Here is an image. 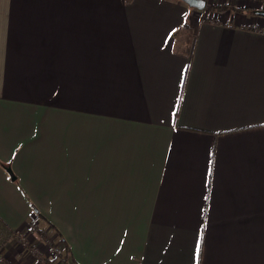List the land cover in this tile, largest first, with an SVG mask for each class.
<instances>
[{
    "label": "crops",
    "instance_id": "0c3cea01",
    "mask_svg": "<svg viewBox=\"0 0 264 264\" xmlns=\"http://www.w3.org/2000/svg\"><path fill=\"white\" fill-rule=\"evenodd\" d=\"M244 5L0 0V264H48L47 240L75 264H264V16Z\"/></svg>",
    "mask_w": 264,
    "mask_h": 264
},
{
    "label": "trees",
    "instance_id": "16d2710c",
    "mask_svg": "<svg viewBox=\"0 0 264 264\" xmlns=\"http://www.w3.org/2000/svg\"><path fill=\"white\" fill-rule=\"evenodd\" d=\"M205 9L212 11V12H218V13L224 12L227 10H231V11L239 12V13H250V14L255 13L254 9L249 8L247 6L246 7L245 6H234V5H230L228 3L215 4V3H207L206 2ZM33 213H34V216L30 220V224H33L38 218H40V219L44 218L43 215L35 207H33ZM47 223L51 227H55L51 223H49L48 221H47ZM40 232H41V229H40ZM10 236H11V231L4 225V223L0 219V249L10 239ZM69 252H70V247L65 246V253L67 255V264H75L73 259L70 257ZM49 263L50 262H48V264Z\"/></svg>",
    "mask_w": 264,
    "mask_h": 264
},
{
    "label": "built area",
    "instance_id": "2783aa9c",
    "mask_svg": "<svg viewBox=\"0 0 264 264\" xmlns=\"http://www.w3.org/2000/svg\"><path fill=\"white\" fill-rule=\"evenodd\" d=\"M206 1V0H205ZM243 6L245 3H256L258 9L264 10V0H238ZM246 7V6H245ZM207 13L204 14L206 16ZM260 32H264V29L259 30ZM18 239L19 245L22 249L38 254V249L34 246H31L30 241L28 238L23 234L16 235ZM48 241V251H49V264H67V255L65 253V248L61 243H51L50 240ZM10 264V263H7Z\"/></svg>",
    "mask_w": 264,
    "mask_h": 264
},
{
    "label": "water",
    "instance_id": "95a60500",
    "mask_svg": "<svg viewBox=\"0 0 264 264\" xmlns=\"http://www.w3.org/2000/svg\"><path fill=\"white\" fill-rule=\"evenodd\" d=\"M185 2L188 6L195 7L197 9H202L206 5L205 0H182ZM257 13L261 16H264V10H258Z\"/></svg>",
    "mask_w": 264,
    "mask_h": 264
},
{
    "label": "snow or ice",
    "instance_id": "6c2138e0",
    "mask_svg": "<svg viewBox=\"0 0 264 264\" xmlns=\"http://www.w3.org/2000/svg\"><path fill=\"white\" fill-rule=\"evenodd\" d=\"M199 247V246H198Z\"/></svg>",
    "mask_w": 264,
    "mask_h": 264
}]
</instances>
